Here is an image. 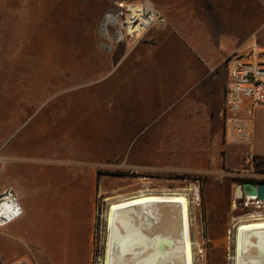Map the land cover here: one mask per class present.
I'll return each mask as SVG.
<instances>
[{
	"label": "crops",
	"instance_id": "1",
	"mask_svg": "<svg viewBox=\"0 0 264 264\" xmlns=\"http://www.w3.org/2000/svg\"><path fill=\"white\" fill-rule=\"evenodd\" d=\"M146 1L164 24L106 53L94 23L78 27L87 33L73 46L89 54L75 57L90 63L78 77L89 82L11 118L0 192L13 190L22 214L0 228V264H91L99 171L243 178L248 154L264 163V106L244 144L221 117L228 58L264 51V0Z\"/></svg>",
	"mask_w": 264,
	"mask_h": 264
},
{
	"label": "rangeland",
	"instance_id": "2",
	"mask_svg": "<svg viewBox=\"0 0 264 264\" xmlns=\"http://www.w3.org/2000/svg\"><path fill=\"white\" fill-rule=\"evenodd\" d=\"M115 1L146 0H0V139L9 133L11 118L16 124L18 111L36 110L62 88L89 82V78L78 76L90 63L75 57L81 52L89 54V49L73 46L74 36L85 35L87 31L75 29L94 23L103 53L109 52L112 45L130 42L126 36L119 41V26L107 25L105 31L101 30ZM94 7L99 13L96 20ZM105 172L110 171L102 173ZM116 173L127 175L99 176L102 181L91 264H104L109 205L141 194L184 193L188 197L194 264H235L237 226L253 220L254 214L264 219V206L252 201L245 206L246 201L235 199L233 194L242 179L264 181L258 172L243 178L177 172L145 176ZM224 210L225 222L216 225Z\"/></svg>",
	"mask_w": 264,
	"mask_h": 264
},
{
	"label": "bare ground",
	"instance_id": "3",
	"mask_svg": "<svg viewBox=\"0 0 264 264\" xmlns=\"http://www.w3.org/2000/svg\"><path fill=\"white\" fill-rule=\"evenodd\" d=\"M189 216L184 193L141 194L110 204L104 264H194ZM253 218L236 228L235 264H264V219Z\"/></svg>",
	"mask_w": 264,
	"mask_h": 264
},
{
	"label": "built area",
	"instance_id": "4",
	"mask_svg": "<svg viewBox=\"0 0 264 264\" xmlns=\"http://www.w3.org/2000/svg\"><path fill=\"white\" fill-rule=\"evenodd\" d=\"M113 22L106 25L119 26L118 39L125 36L129 40L139 38L155 25L164 24L163 16L148 2L126 3L115 1L113 8L105 15ZM133 28V32L128 30ZM119 35L121 37L119 38ZM228 83L224 94V103L221 111L223 131H233V143L244 144L248 138L247 126L253 119L258 107L264 106V51L251 49L246 53H234L227 60ZM259 169L264 179V163L253 154H248L243 160V170L249 173ZM248 205L249 201L258 206H264L254 199L243 198ZM22 214V209L15 192L5 189L0 192V228L11 223Z\"/></svg>",
	"mask_w": 264,
	"mask_h": 264
},
{
	"label": "water",
	"instance_id": "5",
	"mask_svg": "<svg viewBox=\"0 0 264 264\" xmlns=\"http://www.w3.org/2000/svg\"><path fill=\"white\" fill-rule=\"evenodd\" d=\"M234 198H250L264 204V182L245 181L234 187Z\"/></svg>",
	"mask_w": 264,
	"mask_h": 264
},
{
	"label": "trees",
	"instance_id": "6",
	"mask_svg": "<svg viewBox=\"0 0 264 264\" xmlns=\"http://www.w3.org/2000/svg\"><path fill=\"white\" fill-rule=\"evenodd\" d=\"M102 174H106V175H109V176H126L127 174H122V173H116V172H105V173H102V172H98V176L102 175ZM245 181H252V180H247V179H242L240 182H245ZM256 183H261V182H264V181H254Z\"/></svg>",
	"mask_w": 264,
	"mask_h": 264
},
{
	"label": "flooded vegetation",
	"instance_id": "7",
	"mask_svg": "<svg viewBox=\"0 0 264 264\" xmlns=\"http://www.w3.org/2000/svg\"><path fill=\"white\" fill-rule=\"evenodd\" d=\"M254 182V181H253Z\"/></svg>",
	"mask_w": 264,
	"mask_h": 264
}]
</instances>
